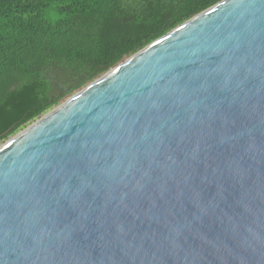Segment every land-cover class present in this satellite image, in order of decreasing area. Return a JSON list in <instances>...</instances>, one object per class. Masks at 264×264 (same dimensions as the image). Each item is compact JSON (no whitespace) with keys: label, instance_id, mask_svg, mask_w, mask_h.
Masks as SVG:
<instances>
[{"label":"water","instance_id":"1","mask_svg":"<svg viewBox=\"0 0 264 264\" xmlns=\"http://www.w3.org/2000/svg\"><path fill=\"white\" fill-rule=\"evenodd\" d=\"M0 264H264V0L220 1L0 145Z\"/></svg>","mask_w":264,"mask_h":264},{"label":"trees","instance_id":"2","mask_svg":"<svg viewBox=\"0 0 264 264\" xmlns=\"http://www.w3.org/2000/svg\"><path fill=\"white\" fill-rule=\"evenodd\" d=\"M222 0H0V144Z\"/></svg>","mask_w":264,"mask_h":264},{"label":"rangeland","instance_id":"3","mask_svg":"<svg viewBox=\"0 0 264 264\" xmlns=\"http://www.w3.org/2000/svg\"><path fill=\"white\" fill-rule=\"evenodd\" d=\"M4 144V143H3ZM0 145H2V144H0Z\"/></svg>","mask_w":264,"mask_h":264}]
</instances>
